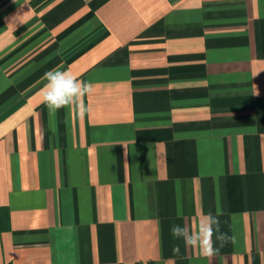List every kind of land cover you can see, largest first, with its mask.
Masks as SVG:
<instances>
[{
  "label": "crops",
  "instance_id": "obj_1",
  "mask_svg": "<svg viewBox=\"0 0 264 264\" xmlns=\"http://www.w3.org/2000/svg\"><path fill=\"white\" fill-rule=\"evenodd\" d=\"M0 264H264V0H0Z\"/></svg>",
  "mask_w": 264,
  "mask_h": 264
},
{
  "label": "clouds",
  "instance_id": "obj_2",
  "mask_svg": "<svg viewBox=\"0 0 264 264\" xmlns=\"http://www.w3.org/2000/svg\"><path fill=\"white\" fill-rule=\"evenodd\" d=\"M46 81L40 90L41 102L54 113L62 108L74 110L83 119L89 112L84 98L93 92V85L79 79L70 70L53 68L44 74ZM171 234L175 239H182L185 246L199 251L204 258H211L219 251L215 242L223 247L227 242L235 243V237L221 232L218 215L204 214L194 219L190 225H173ZM215 237V240L213 239ZM179 252V246L174 248Z\"/></svg>",
  "mask_w": 264,
  "mask_h": 264
}]
</instances>
